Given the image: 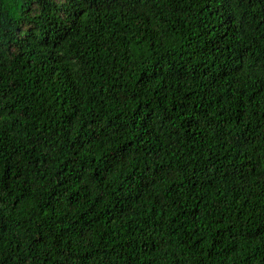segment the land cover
Masks as SVG:
<instances>
[{"label": "trees", "instance_id": "trees-1", "mask_svg": "<svg viewBox=\"0 0 264 264\" xmlns=\"http://www.w3.org/2000/svg\"><path fill=\"white\" fill-rule=\"evenodd\" d=\"M0 264H264V0H0Z\"/></svg>", "mask_w": 264, "mask_h": 264}]
</instances>
